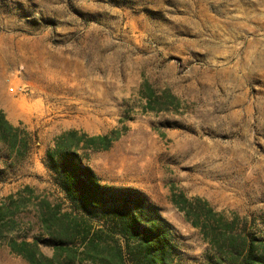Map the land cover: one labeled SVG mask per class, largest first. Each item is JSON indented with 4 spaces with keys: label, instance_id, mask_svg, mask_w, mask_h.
Returning a JSON list of instances; mask_svg holds the SVG:
<instances>
[{
    "label": "rangeland",
    "instance_id": "obj_1",
    "mask_svg": "<svg viewBox=\"0 0 264 264\" xmlns=\"http://www.w3.org/2000/svg\"><path fill=\"white\" fill-rule=\"evenodd\" d=\"M0 111L16 128L0 127V264H30L13 240L69 264L56 217L83 215L47 154L70 130L112 140L73 150L103 186L143 193L179 264H229L182 195L264 240V0H0Z\"/></svg>",
    "mask_w": 264,
    "mask_h": 264
},
{
    "label": "trees",
    "instance_id": "obj_2",
    "mask_svg": "<svg viewBox=\"0 0 264 264\" xmlns=\"http://www.w3.org/2000/svg\"><path fill=\"white\" fill-rule=\"evenodd\" d=\"M1 125L9 130L16 129L2 111ZM66 136L72 140L68 142ZM57 142L47 154L49 168L65 198L83 215L71 219V214L66 212L56 217L65 225L61 233L53 232L51 237L57 241V251L69 253V264H74L77 259H89L97 264H179L169 224L162 217L152 216V208L143 193L133 188L122 190L103 186L93 169L78 160L73 150L81 143L84 148L108 149L112 140L107 135H79L77 130H70ZM181 197L176 205L193 226L206 230L211 223L213 227L221 228L219 233L211 234V239L227 247L229 264H264V240L234 232L235 221L219 224L218 213L202 198ZM203 201L204 205H201ZM196 203L199 207L204 206L202 213L196 209ZM76 242L83 246V257L71 254L77 252L72 248ZM9 245L30 264L54 262L40 253L33 242L13 240ZM219 253V259H222L223 254Z\"/></svg>",
    "mask_w": 264,
    "mask_h": 264
},
{
    "label": "bare ground",
    "instance_id": "obj_3",
    "mask_svg": "<svg viewBox=\"0 0 264 264\" xmlns=\"http://www.w3.org/2000/svg\"><path fill=\"white\" fill-rule=\"evenodd\" d=\"M2 102H3V103L5 102V101L3 100V98H2ZM20 109L24 110V105H22V106L20 107Z\"/></svg>",
    "mask_w": 264,
    "mask_h": 264
},
{
    "label": "built area",
    "instance_id": "obj_4",
    "mask_svg": "<svg viewBox=\"0 0 264 264\" xmlns=\"http://www.w3.org/2000/svg\"><path fill=\"white\" fill-rule=\"evenodd\" d=\"M10 91H12V92H13V91H14V87H11V88H10Z\"/></svg>",
    "mask_w": 264,
    "mask_h": 264
}]
</instances>
